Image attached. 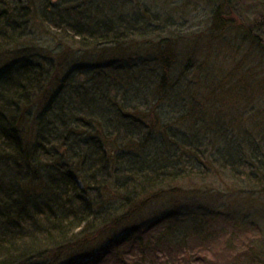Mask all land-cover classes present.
<instances>
[{
	"label": "trees",
	"instance_id": "obj_1",
	"mask_svg": "<svg viewBox=\"0 0 264 264\" xmlns=\"http://www.w3.org/2000/svg\"><path fill=\"white\" fill-rule=\"evenodd\" d=\"M120 10L0 0V264H211L219 207L142 213L220 195L216 179L264 194V124L243 142L237 119L243 102L257 106L251 75L235 65L201 79L182 37L155 35L167 27L148 24L145 8L112 17ZM235 17L230 0H213L196 41L240 36ZM256 27L241 33L251 47Z\"/></svg>",
	"mask_w": 264,
	"mask_h": 264
},
{
	"label": "rangeland",
	"instance_id": "obj_2",
	"mask_svg": "<svg viewBox=\"0 0 264 264\" xmlns=\"http://www.w3.org/2000/svg\"><path fill=\"white\" fill-rule=\"evenodd\" d=\"M115 1L117 0H103V3L109 8L119 5ZM118 1L142 12L145 8L157 13L155 20L152 15L145 17L152 27L161 29L167 27L155 35L182 37L179 44L185 47H180L179 51L192 55L193 61L188 64L189 70L190 73H196L197 70L199 78L204 79L214 70L219 73L221 81L237 66L240 68L238 73L250 74L252 77L250 85H254L250 91L257 94L258 99H255L257 106L255 108L249 105V102H243L239 107L237 119L241 124L240 129L244 131L241 137L243 142H246L249 135L260 134V125L264 124V113L262 115L258 112L260 107L264 110V91L259 88L258 83L264 78V0H230L235 9L234 20L240 28L236 32L239 31L240 36L232 34L222 38L217 36L213 38L216 40L212 45L205 44L201 39L196 41V37L201 33H207L211 24L213 0ZM252 24L258 26L256 28L259 30L254 33L257 44L251 47L249 40L242 41L241 33H244V27H251ZM155 37L149 35L148 39ZM85 61L92 64L96 63L97 59L90 57ZM216 181L217 183L221 181L220 195L211 193L208 197H196L197 199L164 198L151 204L141 216L145 221L153 220L175 209L189 204L194 205L198 199L202 200L203 204L210 208L219 207L216 210L220 209L222 215L215 218L216 221L209 230L213 238L211 237V242L205 246V261L211 264H264V194H249L250 192L246 188L243 189V185H239L236 180Z\"/></svg>",
	"mask_w": 264,
	"mask_h": 264
},
{
	"label": "bare ground",
	"instance_id": "obj_3",
	"mask_svg": "<svg viewBox=\"0 0 264 264\" xmlns=\"http://www.w3.org/2000/svg\"><path fill=\"white\" fill-rule=\"evenodd\" d=\"M115 2H119L118 0L117 1H115ZM119 4V6H120V8H121V10L119 11V12H116L115 13V15H113L112 17H119V16H122V17H120V18H118V19H128V18H137L138 17V15L140 14L139 12H136V10H131V5H129V6H126V5H124V4H121V3H118ZM148 10V9H147ZM148 12L150 13V15H152V16H154V17H156V16H158V14L157 13H154L153 12V10H151V9H149L148 10ZM147 14V13H146ZM106 17H111V16H105V18ZM93 20H95V19H93ZM91 58H92V56H91ZM85 59H90V57L88 58H85ZM85 59L84 60H79V61H77V65H91L90 63H87V61H85ZM68 69L66 68V71H67Z\"/></svg>",
	"mask_w": 264,
	"mask_h": 264
}]
</instances>
